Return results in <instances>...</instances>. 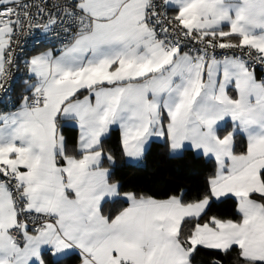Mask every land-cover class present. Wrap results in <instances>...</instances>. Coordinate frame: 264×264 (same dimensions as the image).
<instances>
[{"label":"snow or ice","instance_id":"obj_1","mask_svg":"<svg viewBox=\"0 0 264 264\" xmlns=\"http://www.w3.org/2000/svg\"><path fill=\"white\" fill-rule=\"evenodd\" d=\"M0 104V264H264V0H0ZM117 128L214 171L125 191Z\"/></svg>","mask_w":264,"mask_h":264},{"label":"trees","instance_id":"obj_2","mask_svg":"<svg viewBox=\"0 0 264 264\" xmlns=\"http://www.w3.org/2000/svg\"><path fill=\"white\" fill-rule=\"evenodd\" d=\"M19 75L21 73H18ZM19 92L20 89L17 88L16 94L18 95ZM4 107L0 104V109ZM63 131L70 142L75 140L76 129L65 126ZM104 144L105 149L111 150L116 158L113 168L114 176L119 179L125 191H137L163 197L179 187L194 196L202 190L204 180L215 168L212 160L198 156L191 150H186L178 156H172L163 141L155 140L147 149L141 164H130L126 162L121 151L118 129H114L105 138ZM121 206L119 203L109 202L105 204L104 210L107 214L115 212ZM220 210L231 213L233 210L231 201L222 204ZM44 259L45 264H79L78 257L74 255L61 258L59 261L50 255H45ZM201 259L206 260L207 257Z\"/></svg>","mask_w":264,"mask_h":264},{"label":"crops","instance_id":"obj_3","mask_svg":"<svg viewBox=\"0 0 264 264\" xmlns=\"http://www.w3.org/2000/svg\"><path fill=\"white\" fill-rule=\"evenodd\" d=\"M118 129V128H117ZM155 141H161V140H157V139H154ZM153 140V141H154ZM195 153V152H194ZM182 153H180V154H176V155H172V156H178V155H181ZM196 154V153H195ZM197 155V154H196ZM125 160H126V162H128V163H130V164H134V165H139V164H141L142 163V161H143V159L141 160V161H138V162H129L128 160H127V158H125ZM207 160H212L214 163H215V161H214V159H207ZM54 259H56L57 260V258H55V257H53ZM64 258V257H63ZM61 259V258H60Z\"/></svg>","mask_w":264,"mask_h":264},{"label":"built area","instance_id":"obj_4","mask_svg":"<svg viewBox=\"0 0 264 264\" xmlns=\"http://www.w3.org/2000/svg\"><path fill=\"white\" fill-rule=\"evenodd\" d=\"M18 75V74H17Z\"/></svg>","mask_w":264,"mask_h":264}]
</instances>
